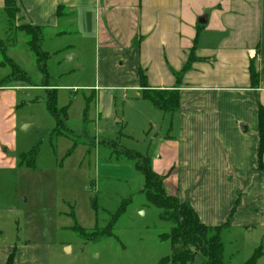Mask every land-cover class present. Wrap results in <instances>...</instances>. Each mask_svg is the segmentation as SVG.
<instances>
[{
	"label": "rangeland",
	"instance_id": "374dc122",
	"mask_svg": "<svg viewBox=\"0 0 264 264\" xmlns=\"http://www.w3.org/2000/svg\"><path fill=\"white\" fill-rule=\"evenodd\" d=\"M6 1L0 0V64L12 60L29 77L13 84L30 90L15 92V145L8 168L0 169V246L42 249L35 256L25 250L20 264H161L172 253L170 242L162 239L172 224L161 221V210L148 202L136 164L146 157L152 163L167 141L180 140L176 110L165 111L175 108L173 99L153 92L137 99L130 93L127 99L116 92L108 103V94L88 88L103 84V41L94 11L63 9L55 16L58 27L43 32L42 51L50 58L42 71L28 44L32 38L18 30L30 8L22 9L28 15L22 17L16 3L5 6ZM16 1L22 8L23 1ZM7 11L19 13L10 18ZM10 73V65H0V79ZM45 83L50 87H42ZM54 89L60 126L48 108ZM246 127L241 126L242 133ZM157 174L171 181L165 185L168 195L188 202L176 191L183 173ZM124 204L115 237L89 241L104 232ZM249 230L222 229L225 264H246L264 250V230ZM205 261L198 254L193 264ZM258 264H264V255Z\"/></svg>",
	"mask_w": 264,
	"mask_h": 264
},
{
	"label": "crops",
	"instance_id": "0c3cea01",
	"mask_svg": "<svg viewBox=\"0 0 264 264\" xmlns=\"http://www.w3.org/2000/svg\"><path fill=\"white\" fill-rule=\"evenodd\" d=\"M8 1L21 10L30 8L26 24L44 30L58 27L55 16L63 9L94 11L103 41V84L88 88L108 94V103L116 92L127 99L134 93L137 99L146 91H178L180 140L163 145L152 159L153 170L184 174L183 187L180 180L179 188L173 186L206 226L229 222L249 232L264 230V155L261 161L258 157L264 0H22V8L19 1ZM23 12L22 17L28 16ZM204 17L207 23L199 24ZM192 52L195 61L182 73ZM252 64L259 74L257 87L252 86ZM140 71L147 77V89L141 88ZM28 90L0 84V169L8 168L15 145V92ZM25 250L34 256L42 251L0 246V264H7L13 253L20 264Z\"/></svg>",
	"mask_w": 264,
	"mask_h": 264
},
{
	"label": "trees",
	"instance_id": "16d2710c",
	"mask_svg": "<svg viewBox=\"0 0 264 264\" xmlns=\"http://www.w3.org/2000/svg\"><path fill=\"white\" fill-rule=\"evenodd\" d=\"M7 4H14L13 1L6 2ZM62 11H58V15H61ZM19 11L10 13L7 11L8 17L15 18ZM18 30L29 35L32 40L28 42L31 52L34 55L35 60L39 64V69L45 71L46 62L50 58L48 53L42 51V39L44 29L32 24H25L18 27ZM195 61V57L190 58L189 63L184 67L182 73L187 71L191 64ZM1 66L11 67V73L3 81L0 82L3 86H10L15 83L18 79H28V75L22 71L12 60L8 59V62H2ZM141 73V88H148L147 77ZM252 86L257 87L259 83V74L252 64L250 67ZM178 76V74H177ZM179 84V81H178ZM42 87H50L47 83ZM54 97L50 98L48 101V108L54 117L58 121V126H60L61 112L56 106V94L57 90L54 89ZM149 92V91H146ZM155 94L169 95L173 100L171 104L175 106L174 109H167L165 111H178L180 107V94L178 91H157L153 92ZM51 95V94H50ZM154 105L159 107V104L154 101ZM161 109V108H160ZM258 136H259V150L258 157L261 161L264 155V107L260 106L259 116H258ZM262 163V162H261ZM136 168L141 171L144 176V190L147 195L146 198L148 202L155 208L161 210L159 218L163 222H168L172 224V229L169 233L162 235L163 241H168L172 247V253L170 256L162 259L161 264H193L195 258L198 254H203L206 261L203 264H225L224 263V245L221 240V231L229 225V222L221 225L219 227H209L206 226L200 220L196 210L189 202H182L177 197H172L167 194L165 187V177L157 174L152 167V163L149 158L142 159L136 164ZM125 204L113 216L110 224L104 229L102 233H95L94 238H90L89 241H94L95 243L101 242L104 239H110L115 237L114 228L121 216L125 212ZM102 230V229H100ZM78 234L81 238L86 239V234L82 228L80 230L77 228ZM264 250L260 248L257 250L253 257L246 264H258V261L263 257ZM7 264H15V253H13Z\"/></svg>",
	"mask_w": 264,
	"mask_h": 264
},
{
	"label": "water",
	"instance_id": "95a60500",
	"mask_svg": "<svg viewBox=\"0 0 264 264\" xmlns=\"http://www.w3.org/2000/svg\"><path fill=\"white\" fill-rule=\"evenodd\" d=\"M207 23V17L200 19L199 24L204 25Z\"/></svg>",
	"mask_w": 264,
	"mask_h": 264
}]
</instances>
